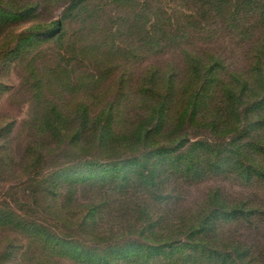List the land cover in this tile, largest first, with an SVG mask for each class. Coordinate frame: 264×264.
I'll return each instance as SVG.
<instances>
[{"label": "rangeland", "instance_id": "obj_1", "mask_svg": "<svg viewBox=\"0 0 264 264\" xmlns=\"http://www.w3.org/2000/svg\"><path fill=\"white\" fill-rule=\"evenodd\" d=\"M27 1L33 11L25 16L18 14L26 11L25 4L24 9H17ZM246 1L249 0H88L82 9L70 11L67 7L71 0H0V214L10 215L0 219V264H94L72 258L70 250L50 243L52 236L43 242L29 230L32 226L85 243L96 253L104 252L106 243L123 236L118 222L127 217V202L113 207L117 215L105 223L110 232H103L102 237V231H96V241L87 237L90 229L85 223L81 228L79 223L89 205L99 200L93 186L86 184L89 182L68 184L69 174L79 169L75 166L70 171L68 165L90 157L108 163L131 151L116 147L103 151L98 146V150L67 154L55 149L56 142L50 134L38 130L41 115L50 111L73 115L82 109L91 117L87 124L90 129L96 124L106 125L110 119L118 132L138 108L135 91L140 78L152 67L172 64L176 66L171 68L172 73L176 71L181 79L186 49L218 55L228 70H246L253 47L264 40V1L256 0L253 6L257 9L247 16L251 7ZM60 21L61 38L49 33L32 38L28 47L22 46L23 39H19L29 30L42 33ZM101 113L99 121L93 123ZM80 126L76 119L69 121L66 132L60 135L62 140L69 142L74 129ZM186 133L188 143L222 141L221 136L201 126H189ZM48 141L54 143L44 149ZM30 144H36V150L27 162L25 148ZM63 146L67 149L66 144ZM247 162L253 159L249 157ZM26 168L31 169V177L26 175ZM243 181L229 172L208 174L199 180L171 179L166 187L172 196L153 205L152 214L171 217V222L162 226L169 229L200 209L216 187L231 200L245 196L249 205L258 206L256 216L230 218L225 234L209 242L216 247L224 238L231 243L237 241L250 250L253 260L264 264V176L249 184ZM70 192L74 199L68 201ZM133 193L132 188L120 191L115 203ZM71 228L76 229L73 236ZM179 237L180 241L185 239ZM188 253L176 251L172 259L177 261L171 263L169 258L164 264H184L182 259ZM154 258L162 264L159 256ZM194 264L218 263L204 258Z\"/></svg>", "mask_w": 264, "mask_h": 264}, {"label": "trees", "instance_id": "obj_2", "mask_svg": "<svg viewBox=\"0 0 264 264\" xmlns=\"http://www.w3.org/2000/svg\"><path fill=\"white\" fill-rule=\"evenodd\" d=\"M87 1L71 0L67 9L80 10ZM255 2L246 1L251 7L246 16L257 9L253 6ZM24 4L28 6L26 11L18 13L23 16L33 11L29 1L19 5L17 10L24 9ZM2 17L0 15V19ZM61 28L60 21L42 33L29 30L19 40L23 39L25 45L22 46L28 47L32 38L40 35L53 33L59 39L63 33ZM151 42L155 43L154 40ZM156 44L159 45L158 42ZM252 50L246 70H228L226 65L221 64L218 55L188 49L183 50L185 63L181 79L178 80L176 71L172 73L175 65L150 68L148 74L140 78L135 91L138 108L126 127L118 132L110 124V119H107L106 125L96 124L90 129L87 124L91 117L82 109L75 110L73 115L51 111L41 115L43 119L38 130L50 134L56 142L55 149L60 148L67 154L89 148L98 150V146L103 151H111L115 147L131 151L129 155L108 163L90 157L69 164L70 171L75 166L79 169L73 170L67 177L70 185L89 182L86 184L96 191L95 197L99 201L89 205L79 223L81 228L85 223L90 229L88 238L96 241V231L101 230L102 237L103 232L111 231L109 226L105 228V223L115 219L117 213L113 207L119 208L127 202L124 210L127 217L122 222L117 221L118 228L124 231L123 236L106 243L102 253H96L85 243L79 242L80 245L67 236L45 233L36 226L29 230L43 242L52 236L51 244L70 250L71 257L76 260L94 264H127L128 261V264H157L155 256L160 257L162 264L169 258L171 263H175L177 259H172V255L176 251L190 252L183 257L184 264H194L197 259L204 258L218 264H260L250 256V250L237 241L231 243L221 237L224 242L216 247L209 242L222 232L225 234L224 228L230 218L240 220L256 216L258 206L249 205L245 196L241 200H231L216 187L203 200L200 209L183 217L180 223L173 224L169 229L162 226L170 223L171 217L152 214L153 205L172 196L173 193L166 187L171 179L172 182L199 180L208 174L218 176L229 172L241 176L243 182L249 184L264 176V40ZM101 115L94 117L93 123L98 122ZM75 119L81 122V126L74 129L70 141L66 142L60 135L66 132V124ZM113 120L114 116L111 123ZM192 125L209 129L214 136H221L222 141L188 143L186 129ZM52 143L54 141H48L44 149L51 147ZM63 144L67 145V149ZM35 148L36 144L25 148L27 162ZM249 157L253 162L245 164ZM26 172L31 177V169L26 168ZM128 188H132L134 193L117 199L115 203L118 193ZM73 194H68V201L74 199ZM149 200L153 201L150 205L147 203ZM9 216L0 214V219L5 220ZM14 225L17 226L16 223ZM69 230L73 236L76 229ZM179 236L185 239L180 241ZM212 251H215L213 255H207Z\"/></svg>", "mask_w": 264, "mask_h": 264}]
</instances>
